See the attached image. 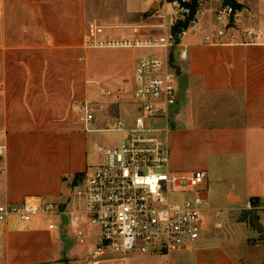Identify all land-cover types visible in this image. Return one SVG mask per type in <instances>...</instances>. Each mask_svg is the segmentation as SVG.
<instances>
[{"label": "crops", "instance_id": "0c3cea01", "mask_svg": "<svg viewBox=\"0 0 264 264\" xmlns=\"http://www.w3.org/2000/svg\"><path fill=\"white\" fill-rule=\"evenodd\" d=\"M147 2L0 0V134L7 146L0 161V205L33 197L68 210L75 177L83 183L94 166L88 124L106 128L123 119V109L133 105L108 98L106 91L131 88L137 64L153 54L124 43L164 33L157 14L170 3ZM198 28L201 33L190 31L171 55L189 84L172 121L170 169L205 172L206 197L211 172L212 187L227 189L232 211L252 200L264 205V38L228 32L208 41L218 25L200 18ZM84 103L102 107L88 124L79 121ZM50 219L0 221V264H52L60 231ZM196 243L181 251H194L199 264H238V257L207 248V239Z\"/></svg>", "mask_w": 264, "mask_h": 264}, {"label": "built area", "instance_id": "2783aa9c", "mask_svg": "<svg viewBox=\"0 0 264 264\" xmlns=\"http://www.w3.org/2000/svg\"><path fill=\"white\" fill-rule=\"evenodd\" d=\"M233 1L241 8L226 4L225 0H199L195 18L186 28L175 31L189 18L192 0H166L174 7V13L169 24L160 26L164 33L135 44L124 43L162 50L163 54H152L139 61L131 88L106 91L108 98L131 103L136 115L134 121L113 119L103 130L120 133L121 142L118 146H100L98 151L104 162L74 188L85 198L83 211L65 210L59 204L31 197L19 204L0 205V221L17 218L30 223L37 217H70L69 229L82 248H88L85 226L95 227L97 243L88 250L89 264H125L134 255L170 254L197 241L206 211L207 199L201 189L206 173L170 169V135L180 76L171 63V55L190 31L201 33L200 18L207 10L213 14L218 28L206 40L223 37L228 32L241 33L244 0ZM208 4L213 7L205 9ZM157 18L164 20L165 16L157 14ZM244 35L248 40H258L264 38V30L247 29ZM231 39L237 38L232 35ZM80 109L83 115L79 121L88 124L102 107L96 109L84 103ZM3 139L0 134V158L7 150ZM243 211L255 213L261 223L264 221V205L250 201ZM56 225L50 224L49 229L54 230Z\"/></svg>", "mask_w": 264, "mask_h": 264}, {"label": "rangeland", "instance_id": "374dc122", "mask_svg": "<svg viewBox=\"0 0 264 264\" xmlns=\"http://www.w3.org/2000/svg\"><path fill=\"white\" fill-rule=\"evenodd\" d=\"M147 5H149L151 0H147ZM170 1V0H169ZM243 17L240 23L239 28L242 30L241 34H244V31L247 29L259 30L264 28V10L263 1L261 0V6L258 5V0H244L243 2ZM213 5H207L205 9H209ZM158 6L154 5L152 9V15L157 13ZM174 13V7L172 4H167L162 6L160 11L161 15L165 16L164 20H160L161 23H170L172 15ZM203 22L211 23L213 21V14L208 10L205 12V15L201 17ZM154 21V20H153ZM144 53L154 55L163 54L162 50H144ZM97 109V107H95ZM181 112L179 109L178 114ZM135 110L132 106H126L123 109L122 118L127 119L128 121H134L135 119ZM176 115L173 116V120L176 119ZM89 137L91 139V151H90V160L94 162L88 173L91 172L95 167L99 166L104 162V158L99 153L98 149L100 146H118L121 142V134L118 132H106L102 131L105 126H92L88 124ZM210 188L208 190V197L205 193L203 197L206 200V210L204 214V224L203 230L200 238L196 241L197 245L202 244L203 239H207L206 247L213 248L216 247L222 251L230 254L235 260L238 257V264H264V247L260 244V240L264 241V232L260 234L251 228L248 213L243 211V208L240 210H230L231 204L227 201V189L222 186L218 188L212 187V173H209ZM79 189H75L73 195L70 197L68 203L69 211H83L85 209V198L78 195ZM178 200V199H175ZM241 208V207H240ZM212 209H217L212 212ZM207 212V213H206ZM41 221H48L49 218H42ZM59 221L58 234L54 235L56 250L48 259V262L52 264H89L88 252L96 246V234L97 229L90 225L85 226V235L87 236L88 248L83 249L81 245L77 242L73 230L69 229V224L71 223L70 217L51 218L50 221ZM242 220L247 223L249 228L244 224L239 222ZM221 223V227L218 228L217 224ZM262 224L264 221L262 220ZM63 248L67 250V253L63 252ZM204 262L200 260V264ZM3 263V262H2ZM207 263V262H206ZM4 264V263H3ZM104 264H115V263H104ZM123 264V263H117ZM125 264H199V260L196 259L194 251H177L170 254H160L154 253L148 256H131L127 263Z\"/></svg>", "mask_w": 264, "mask_h": 264}, {"label": "water", "instance_id": "95a60500", "mask_svg": "<svg viewBox=\"0 0 264 264\" xmlns=\"http://www.w3.org/2000/svg\"><path fill=\"white\" fill-rule=\"evenodd\" d=\"M154 8V7H153ZM189 84V76L188 74H181L179 76V92H178V99H177V105L174 108V113L177 112L180 105L185 101L186 99V91L188 89ZM2 158H0V161ZM251 223L254 226L255 229H257L260 233L264 232V226L260 223L257 215L255 213L252 214Z\"/></svg>", "mask_w": 264, "mask_h": 264}, {"label": "trees", "instance_id": "16d2710c", "mask_svg": "<svg viewBox=\"0 0 264 264\" xmlns=\"http://www.w3.org/2000/svg\"><path fill=\"white\" fill-rule=\"evenodd\" d=\"M170 1H172V0H170ZM198 2H199V0H192V3L189 4V6L191 8V14H190L189 18L186 20V22H183L178 27H176L175 31H178L180 29L186 28L189 25V23L195 18V14H196V12L198 10ZM225 3L226 4H232V5H234V6L238 7V8L239 7L241 8V5L237 4V2H235L233 0H225ZM171 63L174 64V61H173L172 57H171ZM82 179H83L82 176L75 177L74 187H77L78 185H80L81 184L80 182H82ZM251 202H253L254 204H259L258 200H252ZM248 216H249V218H251V214L250 213H248Z\"/></svg>", "mask_w": 264, "mask_h": 264}]
</instances>
